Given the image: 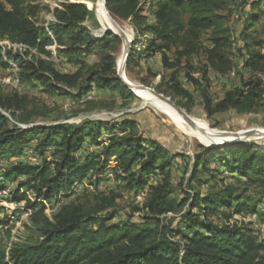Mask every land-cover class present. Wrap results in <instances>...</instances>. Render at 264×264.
<instances>
[{
	"label": "trees",
	"instance_id": "1",
	"mask_svg": "<svg viewBox=\"0 0 264 264\" xmlns=\"http://www.w3.org/2000/svg\"><path fill=\"white\" fill-rule=\"evenodd\" d=\"M4 1L11 7L7 8L0 0V66L7 68L8 58L19 62L20 82L44 86L46 90L75 98L84 96L93 87L130 91L118 75L117 57L108 51L112 42L120 41L121 37L112 32L102 38L93 37L85 25L93 15L87 4L76 0L55 8L56 21L49 25L50 35L46 27H39L34 20L44 8L41 0ZM261 2L258 0L253 6L258 7ZM227 5L228 0L106 1L109 12L128 21L136 32L127 65L138 55L160 53L164 66L175 68L178 65L167 55L174 46L179 43L184 46L177 51L178 63L183 57L202 50L205 56L202 76L194 77L191 73L187 76L199 90L209 119L228 111L240 114L264 111V52L261 50L264 37L254 28L259 16L251 11L240 32L233 36L227 27L230 16L223 12ZM148 12L154 14L155 21H151ZM207 31H210V45L202 47L200 40ZM4 39L26 46L27 54L34 49L39 56L25 59L12 49L6 50L1 44ZM139 43L146 48L135 49ZM54 44L64 46L59 52L79 66L75 72H61L49 60ZM80 50L85 54L100 51L101 60L88 64L76 57ZM235 50L244 52L239 65L233 59ZM210 70L221 75L235 71L239 83L215 100L209 87ZM246 70L251 72L247 79L244 77ZM172 81L177 95L192 100L191 94L176 81L175 73ZM27 100V95L16 90L6 94L0 92V191L9 189V202H23L24 209L35 210L30 217L34 223L41 224L42 240L14 242L10 262L264 264V239L248 225L231 222L235 215L249 214L257 216L264 225V208L258 207L261 200L246 195L247 187L237 194V187L224 184L228 176L245 179L248 185L255 184L264 190V155L255 150L258 147L263 150L264 143L242 141L205 148L206 151L194 158L187 179L188 190L184 189L185 199L178 201L171 197L172 157L155 139L136 134L133 122L88 119L80 124L30 126L28 118L22 119L27 126L23 128L19 123L13 124L3 112L14 116L25 108ZM102 131L108 133L105 138H102ZM255 137L262 135L255 134ZM86 144L90 152L81 154ZM92 146L98 150L93 151ZM30 156L39 161H31ZM112 160L116 161L112 172L117 178L125 180L128 187L137 192L147 191L144 207L151 215L136 222L111 223L116 213L107 212L103 216L100 212L116 199L105 197L104 204L97 210L81 202H70L53 214V220L46 216L47 203L70 196L84 180L98 186L110 170ZM152 175L159 177L155 183L150 181ZM18 178L17 185L11 189L10 182ZM211 179L213 184L207 193L196 188V183L208 184ZM220 207L229 209V213ZM22 211L15 209L13 216ZM1 212L5 217H0V226L5 227L10 219L5 207L0 206ZM168 213L177 216L164 223L161 216ZM0 264H10L6 248L2 247Z\"/></svg>",
	"mask_w": 264,
	"mask_h": 264
},
{
	"label": "rangeland",
	"instance_id": "2",
	"mask_svg": "<svg viewBox=\"0 0 264 264\" xmlns=\"http://www.w3.org/2000/svg\"><path fill=\"white\" fill-rule=\"evenodd\" d=\"M2 1L7 8L11 7L9 3ZM74 1L76 0H41V5L44 8L34 18L36 24L39 27H46L50 33L49 25L56 21L54 9L62 8L64 3ZM256 1L258 0H228L227 8L223 12L230 16V23L227 27L230 28L233 36L240 32L244 20L253 11L259 16L254 28L261 32L260 37H264V8L262 5L254 7L253 5ZM79 2L87 4L88 8L93 11V15L85 22L92 35L98 34V36L93 35V37L102 38L106 34L103 33L105 30L118 32L120 29L124 34L126 39L121 37L120 41L112 42V46L108 51L117 57V72L120 69V73L123 74L124 71V78L130 83V87L134 91L128 86L130 91L93 87L80 98L59 95L56 92L46 90L44 86L20 82L19 62L8 58L9 66L7 68L0 66V92L6 94L8 91L16 90L28 96L24 109L15 112L14 116L7 113L13 124L19 123V125L25 126L26 123H23L22 119L26 120L28 118L31 121L30 126L54 125L58 123L80 124L88 119H102L103 121L107 120L114 123H120L121 121L133 122L136 134L155 139L172 157L170 169L172 172L173 192L171 197L178 201L186 197L184 189L188 190L187 179L190 177L195 156L209 148H213L207 145L220 143L222 141L220 138L234 139L241 137L250 131L254 134H261L262 137H250L245 140L246 142L253 143L257 141L260 145L264 143L263 110L249 114L228 111L216 115L212 119L208 118L200 92L187 76L188 73L198 78L202 76V72L205 69V56L202 50L193 53L189 57H183L181 62L178 63L177 51L182 50L184 46L181 43L177 44L167 54L169 59L178 65L175 68L164 66L160 53L138 55L130 65H127L128 63H124V60L128 52V45L133 46L137 37L131 24L111 13L108 14L102 0H79ZM148 15L151 21H155V16L152 12H148ZM209 38L210 31L203 33L200 40L202 47L210 45ZM1 44L4 49H12L15 54L22 55L25 59H36L39 56L34 49L27 54L28 48L26 46L11 43L8 39L2 40ZM63 48L64 46L54 44L51 47L52 57L49 60L52 61V64L59 71L73 73L79 66L71 63L65 53L59 52ZM143 48H146V46L142 43L135 45L137 50H142ZM261 50L264 52V48ZM243 53L234 51L233 59L237 65L242 62ZM76 57L88 64H94L101 60L102 52L96 51L85 54L80 50ZM174 73L176 81L191 94L192 100L175 93L172 81ZM250 75V71H244L246 79ZM208 77L210 92L215 100L222 98L226 91L239 83V77L235 74V71L227 75H221L210 70ZM162 100H165V102ZM174 103L185 111H180ZM102 132V138H105L108 133L106 131ZM85 146L81 154L90 152L89 145L86 144ZM91 149L93 151L98 150V148L93 146ZM255 150L264 155V148L261 150L258 147ZM50 152L51 150L48 152V156L51 155ZM30 160L33 162L39 161L37 157L31 156ZM115 165L116 161L112 160L109 164L110 170L105 173V177L98 186L91 185L86 179L82 184L76 186L70 196L58 197L51 203H47L46 216L53 220V214L63 204L70 202H81L90 209L97 210L104 204L103 199L105 197L108 199L114 197L116 199L114 204H107L106 209H102V212H100V215L103 216H106L107 212L116 213L111 223L129 220L136 222L140 221L143 216L151 215L144 207L147 191L137 192L135 189L129 188L125 180L117 178V175L112 172ZM203 177L207 178L206 175H203ZM226 177L224 180L225 185L237 187V194L247 187L245 194L250 195L257 201L261 200L258 207L259 209L264 208V190L261 187L255 184L248 185L244 182L245 179L238 180L234 177ZM158 178L157 175H152L150 181L155 183ZM19 180L20 178L10 182V188L13 189ZM212 184L213 179L208 184L196 183L195 185L199 191L207 193ZM31 196L34 199L33 193H31ZM15 207V205L8 206V208L5 207L10 222L5 227L0 226V247L2 248H7L11 242L36 243L42 240L41 224L34 223L31 217L17 213L15 218L12 219ZM220 209L226 213L230 211L223 207H220ZM195 211L199 210L196 209ZM2 213L0 217L3 218L5 216ZM176 216L177 214L168 213L161 216V218L166 223L173 221L172 219ZM221 216L222 220H224L225 216L222 214ZM214 219L216 220V218ZM234 221L248 225L261 239H264V225L259 222L257 216L239 214L232 218L231 222ZM9 229H11L10 232H8Z\"/></svg>",
	"mask_w": 264,
	"mask_h": 264
},
{
	"label": "water",
	"instance_id": "3",
	"mask_svg": "<svg viewBox=\"0 0 264 264\" xmlns=\"http://www.w3.org/2000/svg\"><path fill=\"white\" fill-rule=\"evenodd\" d=\"M104 6H105V8H106V10H107V12L108 13H110L109 12V10L107 9V6H106V0H105V2H104ZM107 32H114L115 34H117V35H119L120 37H122L123 38V35L121 34V33H119V32H115V31H113V30H105L103 33H107ZM94 36H98V34H93ZM131 48H132V46L131 45H129V47H128V52H127V56H126V63H127V61H128V58H129V56H130V52H131ZM118 74H119V77L122 79V81L125 83V85L126 86H128L131 90H133L131 87H130V85H129V83L126 81V79L124 78V71H123V74H121L120 73V69L118 70ZM134 91V90H133ZM162 96H164L163 94H161ZM168 99V98H167ZM170 100V99H169ZM171 101V100H170ZM172 102V101H171ZM173 103V102H172ZM175 104V103H174ZM176 105V104H175ZM177 106V105H176ZM179 109H180V111H182V112H184L185 110L184 109H182L181 107H179V106H177ZM3 114L4 115H6L7 117H10L9 116V114H7V113H5V112H3ZM21 127H23V128H26L27 126H24V125H20ZM33 126V125H32ZM255 136V134L254 133H252L251 131L250 132H248V133H246V135H244V136H241V137H237V138H234V139H225V140H222L220 143H217V144H215V145H207V146H209V147H219V146H224V145H226V144H230V143H239V142H242V141H245L247 138H250V137H254Z\"/></svg>",
	"mask_w": 264,
	"mask_h": 264
},
{
	"label": "built area",
	"instance_id": "4",
	"mask_svg": "<svg viewBox=\"0 0 264 264\" xmlns=\"http://www.w3.org/2000/svg\"><path fill=\"white\" fill-rule=\"evenodd\" d=\"M261 5L264 8V0H262ZM49 34L52 35L51 32ZM263 148H264V146H263ZM9 194H10V190L9 189L0 191V206L7 207L8 208V206L15 205L16 206L15 209L16 208L23 209L22 214H24L26 216H29V217L35 212V210L34 209H31V208L24 209V205H23L24 203L23 202H21V203H12V202H9L8 199H7V197L9 196ZM30 197L32 198L31 195H30ZM13 218H15V216H12V219ZM12 244L13 243L11 242L10 244H8V247L6 248L7 261H9L10 264H13L12 262H10V250L12 248Z\"/></svg>",
	"mask_w": 264,
	"mask_h": 264
},
{
	"label": "bare ground",
	"instance_id": "5",
	"mask_svg": "<svg viewBox=\"0 0 264 264\" xmlns=\"http://www.w3.org/2000/svg\"><path fill=\"white\" fill-rule=\"evenodd\" d=\"M102 1H103V6H104V2H105V0H102ZM104 8H105V6H104ZM105 9H106V8H105ZM106 12H107V10H106ZM107 13H108V12H107ZM108 14H109V13H108ZM118 32L121 33V34L123 35V38H124V39H126L125 36H124V34L122 33V31H121L120 29L118 30ZM126 43H128V42H126ZM127 45H128V44H127ZM128 46H129V45H128ZM126 56H127V55H126ZM124 63H126V57H125ZM126 81H127V80H126ZM127 82H128V81H127ZM128 83H129V82H128ZM129 85H130V83H129ZM162 101L165 102V100H162Z\"/></svg>",
	"mask_w": 264,
	"mask_h": 264
}]
</instances>
